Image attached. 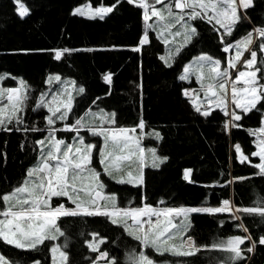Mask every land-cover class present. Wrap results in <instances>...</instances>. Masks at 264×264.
I'll return each instance as SVG.
<instances>
[{
	"label": "trees",
	"instance_id": "16d2710c",
	"mask_svg": "<svg viewBox=\"0 0 264 264\" xmlns=\"http://www.w3.org/2000/svg\"><path fill=\"white\" fill-rule=\"evenodd\" d=\"M84 2L95 7H111L103 19L73 14ZM28 9L19 15L20 5ZM197 34L173 62L161 59L165 46L155 31H149V42L139 45L145 33L143 9L127 0H0V87H17L23 79L38 94L47 87L48 78L58 74L72 79L84 91L76 99L69 121L93 108L115 114V125L137 127L144 121V145L153 147L163 159L160 165H147L143 183L119 184L101 172L107 194H116L119 208L142 207L143 204L164 207H217L224 200L238 209L232 212H195L183 232L200 249L192 256L146 252L156 261L171 264H264V217L239 209L264 204V175L253 165L260 163L254 130L262 126L264 102L248 113L241 112L238 127L225 129L229 117L215 108L210 115L197 112L185 91L195 82L179 77L188 61L206 53L225 61L224 47L246 31L264 28V0H252L231 36L221 41L220 33L206 20H195ZM248 32V33H249ZM140 46V51L133 48ZM60 60L54 50H64ZM259 60L264 55L259 51ZM111 74V83L104 76ZM22 124L0 128V194L10 193L21 185L27 170L39 155L41 131L47 111H33L28 106ZM5 128L12 129L11 131ZM159 133V138L154 134ZM241 146L248 160L241 162L235 145ZM102 170V169H101ZM190 170L189 179L184 178ZM163 202V203H161ZM71 206L66 197H55L53 205ZM4 207L0 203V209ZM241 225L243 227H241ZM63 236L45 241L37 249H16L0 243V255L15 264H53L50 249L57 244L67 253L64 264H93L100 252L107 253L112 264H130L142 244L121 223L113 224L104 216H69L58 220ZM247 229L245 231L244 229ZM247 237L239 247L243 258L235 262L232 255L213 245L230 237ZM101 239L98 251L89 244ZM252 248V251H247Z\"/></svg>",
	"mask_w": 264,
	"mask_h": 264
},
{
	"label": "snow or ice",
	"instance_id": "6c2138e0",
	"mask_svg": "<svg viewBox=\"0 0 264 264\" xmlns=\"http://www.w3.org/2000/svg\"><path fill=\"white\" fill-rule=\"evenodd\" d=\"M19 4V0H16ZM120 0H117L119 3ZM129 4H136L143 9V19L147 22L152 17L156 18L155 24H147L148 29L160 28L157 32L158 38H163L165 33L179 36L182 33L176 31L171 32L177 24L184 28V44L190 43L192 37L195 36L196 29L191 26L190 22L194 20H206L213 28L223 33L220 36L221 41L225 36H231L237 23L241 19L238 9H248L252 5V0H152L148 3L147 0H127ZM156 5H161L157 8ZM115 5L111 7H101L96 9L95 15L103 19L104 14L110 13ZM175 10H179L174 11ZM19 15L24 17L28 14V9L22 4L18 9ZM73 14L84 15L78 8ZM219 26L217 28L216 26ZM260 37H264V28L254 30ZM149 42L147 31L139 41V45H144ZM165 43L168 41L165 39ZM255 43L253 33L249 32L246 36L237 40L235 44H228L224 47L225 53L230 49L235 48L233 56L229 57L226 66L221 68V61L214 60L207 55H201L195 58L196 64L185 65L179 79H188V73L195 72L198 80L205 78L204 69L207 68V78L212 82L201 85L205 89V99L209 103H214L215 107L220 108L226 116L231 119L225 122V129L238 127L235 123L240 121L242 116L237 114L235 110H228L229 101L234 105L235 109H242L243 113H248L257 108V105L264 102V68L258 64L257 51L252 50V45ZM133 48V51H140V46ZM181 47L176 48V53L179 54ZM69 50H54L55 59L60 60L62 55ZM259 51L264 53V42L260 43ZM245 52L250 54V58L244 59ZM168 58H171V54ZM161 59H165L161 57ZM167 62V61H165ZM240 65L244 70L238 68ZM235 70V78H232V72ZM259 74V75H258ZM2 79V77H0ZM106 82L111 83V74L104 76ZM53 80L59 81V76L49 77L48 83ZM22 89L12 88L0 90V101H3L5 92L7 100L11 105V110L5 114V107H0V128H4L6 124H11L15 121L17 124H22L23 120L18 115L24 111L26 101L28 100L27 88ZM242 85V86H241ZM230 88V96H229ZM84 89L80 88L79 92ZM188 95V92H185ZM45 94L42 93L37 104L33 108L36 111L39 108L46 107L50 115L45 116V129L36 127L25 128L24 131H47L48 136L36 141L39 145L40 158L37 164L29 168L26 172L25 179L21 185L14 188L10 193L0 194V203L4 207L0 209V243L14 247L16 249L31 250L37 249L43 245L45 241H54L57 235L63 236L60 231L57 221L61 217L75 216H104L111 220V223H121L125 230L129 231V235L134 236L137 241H140L145 249H152L156 253L163 255L166 252H171L173 255L192 256L200 249L195 245L192 238L187 237L186 241H182L180 249L187 246L188 250H179L174 244H169L173 237V233H181L186 231L188 224L181 223L177 225L173 221L177 217H184L185 220L189 213L206 212V213H221L232 211L230 202L224 200L222 207L216 208H155L148 204H143L142 207L135 208H119L115 201L116 194H103L105 188L104 183L100 180L101 173L92 167L94 149L97 145L85 143L84 137H74V143H66L62 139H57L55 133L60 131L54 127L57 121H65L73 108V96L66 90L62 93L52 95V99L45 101ZM61 97H64L61 99ZM193 106L197 112H201L198 105L193 102ZM202 115L208 116L210 112H201ZM100 124L92 127L84 124V118L78 119L75 124H66L62 130L64 131H79L78 125L87 127L90 134L94 137H102V144L99 147L100 163L104 166L103 172L105 175L113 179L119 184H141L140 178H133L132 172L129 171L125 175L120 174L123 171V165L128 163L131 166L133 156L139 154L140 166L144 159L143 153L145 149L140 147L139 139L130 135L134 133L136 128H112L105 127L115 124V114H106L103 110L100 111ZM95 118V117H94ZM264 123V122H262ZM138 128L145 127L144 121L141 120L137 125ZM11 131L12 129L5 128ZM264 133V127L258 130ZM159 138V133H150ZM255 134V133H253ZM109 145L112 150L109 151ZM135 145V147H133ZM235 151L241 162L247 161L248 156L244 155L241 146L236 144ZM258 151L251 153L254 157H259L261 163L253 165L258 168L259 175H264V140L258 144ZM127 150V151H126ZM155 156V149H148ZM119 153V154H117ZM156 159H160L156 157ZM163 159H167L166 157ZM153 166H158L153 164ZM190 170L185 171L184 178L188 180ZM88 180L90 183L85 184ZM53 197H67L75 208H68L63 203L53 206ZM83 197V198H82ZM102 202V203H101ZM163 203V202H161ZM245 213L257 214L264 217V204L257 207H247L239 209ZM132 219L136 229H140V234L136 231L129 230L127 220ZM147 217L146 221L139 219ZM155 217V223L152 218ZM161 217H163V226ZM147 224V229L144 225ZM241 227H243L241 225ZM247 231V229H244ZM251 240V236L247 237H230L226 241H220L213 245L214 248H220L228 253L230 261H237L243 258L242 250L239 247L244 243V240ZM101 243L103 240L100 241ZM259 243L264 245V237L259 239ZM89 247L93 252L98 251V248L90 243ZM53 254V264H58L56 254H59V264H64L67 261V253L61 250L59 245H53L50 249ZM247 251L251 252L252 248ZM107 253L100 252L98 259L107 257ZM0 264H15L14 261L9 262L3 255H0ZM34 264H40L35 261ZM108 264H112L111 261ZM134 264H155L145 251H141L135 259Z\"/></svg>",
	"mask_w": 264,
	"mask_h": 264
},
{
	"label": "rangeland",
	"instance_id": "374dc122",
	"mask_svg": "<svg viewBox=\"0 0 264 264\" xmlns=\"http://www.w3.org/2000/svg\"><path fill=\"white\" fill-rule=\"evenodd\" d=\"M147 2L148 3H152V0H147ZM165 2H167V0H165ZM156 7L159 9L162 6L161 5H156ZM78 8L84 13L85 16H89V17H99V16H96L95 15V11H96V9L101 8V7L100 6L99 7H95L90 2H84V3H81V4L77 5L74 8V11L76 9H78ZM174 11H177L178 12L179 10H175L174 9ZM238 11H239V14L240 15L245 14V9L240 8V9H238ZM194 21H191L190 24H191L192 27H194L196 29V33H197V27L194 24ZM155 22H156V18L155 17H152L147 22H145V20H144V28H145V31H147V34H149V31H152L153 30V31H155V33L157 35V32L160 31V28H158V27L155 28V29H148L147 28V24H155ZM216 27L219 28L218 25ZM236 27H237V25H236ZM236 27H235V29H236ZM235 29L233 30V33H234ZM255 29H258V28H254L253 31H252L253 38L255 40V43L251 47H252V50L257 51V54H258L259 53V45H260V43L264 42V37H260L258 35V33H256L254 31ZM176 31H179L182 34L179 35V36H175V35H172V34H169V33L166 32L163 38H159L163 42V44L165 46L164 53H162L161 57H164L165 59H163V60L164 61H167L169 63L173 62L174 59H175V57L177 55H179V54L176 53V48L177 47L183 45V47H181V50H182L185 46H187L189 44V43L184 44V36H183L184 28H182L181 25L177 24L174 28L171 29V32L172 33H175ZM248 32L249 31H246L245 30V32L243 34L239 35L237 37V39L234 40V41H232L230 44H235V42L237 40H240L242 37L246 36L248 34ZM219 33L221 35L223 33V29H220V32ZM194 37L195 36L192 37V40H193ZM165 39L168 41V43H165L164 42ZM181 50H180V52H181ZM234 53H235V48L230 49L229 52L226 53L227 55H226L225 61H222L221 59L215 58V57H213V56H211L209 54L202 53V54H199V55L194 56L190 61H188L186 63V65L192 64L193 66H195V64H196L195 58L196 57L201 56V55H207V56L212 57L214 60H220L221 61V68H223V67L226 66L227 59L229 57L233 56ZM170 54H171V58H168ZM263 55H264V53H263ZM243 58L244 59L250 58V54L248 52H245ZM257 58H258V64H259V66H261L262 68H264V61L263 60H259V57L258 56H257ZM238 68H240V70H244L240 65H238ZM204 71H205V78L202 81L197 79V75H196L195 72L188 73V79H185V80H187L188 82H195L196 85L194 87H191V88H189V89L186 90L188 92V95H186V96L189 97V99L191 100L192 103L195 102V104L200 107L201 112H204V111L211 112L213 109H215L217 107H215V104L214 103H209L208 100L205 99V89L202 88L201 85L203 84V85L206 86L207 84L211 83L212 81L209 78H207V68H205ZM229 71L232 72V78L234 79L235 78V70L230 69ZM182 74H184V72ZM54 76H59L60 77V80L59 81L53 80L52 83H50V84L48 83L47 84V87L44 89V91H42V92H40L38 94L31 93V89H29L28 85L26 84V82L23 79H20L19 85L17 87H13V88L22 89L21 82H23V87H26L27 90H28L27 91L28 100L26 101V106L24 108V111L22 113H19L18 114L22 120L24 119V116L26 114L25 112H26L28 106L30 105V106H32V108H34L35 105L37 104V102H38V100H39V98H40V96H41L42 93L45 94V97H44L45 101H49V100L52 99V95L53 94L62 93V92H65V90H66L68 93H71V95L73 96L74 99H73V102L72 103H73V106H74L76 97L81 93V92H79V89L82 88V87L81 86H78L72 79L62 78L58 74H52L49 77H54ZM262 82H264V81H262ZM7 89H12V88H7V87H4V86H1L0 87V90H7ZM229 96H230V88H229ZM63 98L64 97H61V99H63ZM0 107H5V114H7L8 112H10V110H11V105L9 104V102L7 100V93L6 92L4 94L3 101H0ZM42 108H44L47 111V108L46 107H42ZM228 110L229 111L235 110L236 113L239 114V115H241V112H243L242 109H235L234 108V105L230 101L228 103ZM100 111L101 110H94L93 108H90L89 110H87L84 113V115H82L80 117H77V118H74L72 121H69L70 120L69 119V115L71 113L70 112L69 115H68L67 120H65V121H57L56 122V124L54 125V127L58 128V129H61V130L60 131H57L54 135H55V137L57 139H62L66 143H74L75 142L74 141V137H80V136H82V137H84L85 143H91V144L97 145V148L94 149V156H93L92 167L95 168L98 172L101 173L103 171L104 166L101 165V163H100L99 147L102 144L103 138L102 137H94V136H92L90 134V132L88 131V128L87 127H81L79 125L77 126L79 128V131L78 132L77 131H64V130H62L66 124H68V125L75 124V122L78 119H80V118H84V124H86L88 126H92V127L98 126L100 124V119H99V115H98L100 113ZM103 112L106 113V114H111V112L110 113L109 112H106V111H103ZM47 115H50V113H48V111H47ZM228 117H229V119H231L230 116H228ZM263 122H264V119H263ZM11 124H17V123L15 121H13ZM8 125L9 124H6L5 126H8ZM104 126L105 127H112V128H126V129L136 128V131L134 133H130V135H132L133 137L139 139V141H140V147H142V148L145 149V152L143 153L144 159H143V162H142V168L140 166H138L140 164V161L138 159L139 154H137L136 156H133V158H132L133 162L131 163V166H129L128 163H125L123 165V171L120 174L125 175V178H127L126 173L129 172V171H131L132 172V177L134 179L135 178L142 179L143 170H144V167L145 166H147V165H153L154 163L157 164V165H160L161 161H163V157H161L157 153V150L155 148H153V147H147V146L144 145V138L146 136V134L144 132V128L143 129H140L138 127H119V126H116L115 124L108 125L107 123H105ZM45 127H46V121H45V126H44L43 129H45ZM262 127H264V123H262V126L261 127H259V128H257V129L254 130V133H255L254 134L255 135V143H256V151L259 150L258 144L260 143V141L261 140H264V133H261V132L258 131ZM229 128H231V126H229ZM43 133H44V135H43V137L41 139H43L45 136H48L49 135V133L47 131H43ZM133 147H135V145H133ZM148 149H155V156H153V153L150 152V151H148ZM111 150H112V146L109 145V151H111ZM117 154H119V153H117ZM156 157H159L160 159H156ZM39 158H40V150H39L38 160H39ZM260 163H261V160H260ZM36 164H37V162L33 166H35ZM33 166H31L30 168H32ZM100 180L103 182V179H102L101 176H100ZM142 181H143V179H142ZM84 183L85 184H88V183H90V181L85 180ZM102 192H103V194H107L103 190H102ZM54 198L55 197H53V199ZM53 199H52V201H53ZM68 201L70 202L71 206H66V205L65 206L68 207V208H75V205L70 200H68ZM229 202H230V206L232 207V211H229V212H232L237 217H239V215H238V209L232 204L231 201H229ZM53 206H55V205H53ZM222 206H223V204L220 205V206H217V207H222ZM153 207H155V206H153ZM155 208H165V207L164 206H156ZM170 208H178V207H170ZM184 208H208V207H203V206L193 207V206H189V207H184ZM212 208H216V207H212ZM191 214L192 213H189L188 214L186 220H185L184 217H177L173 222L176 223L177 225H179L181 223L189 224V218H190V215ZM2 218L3 217H0V219H2ZM139 219H141L142 221H146L148 218L147 217H140ZM163 219L164 218L161 217L162 226H163ZM152 220H153V223H155V217H153ZM57 224H58V221H57ZM127 224H128L129 230L136 231L137 234H140V231L141 230L135 228V226L133 225L132 219L130 217L127 220ZM147 227H148V225L145 224L144 225V229H147ZM186 240H187V238H185L183 236V232H181V233H175L174 232L172 239L169 241V244L176 245L179 250H188V248H187L186 245L182 249L179 248V246L181 245L182 241H186ZM100 241H101V239H94L90 243L94 244L98 248L99 247V244H100ZM55 245H57V244H55ZM141 251H145L146 252V249L143 247V245H142ZM140 252H138L134 257H131L130 264H134V261L138 257V255H139ZM166 253H171V252H166ZM147 255L151 259L154 260L155 264H171L169 262L156 261L153 256L149 255L148 253H147ZM56 257H57V262L59 264V254L58 253L56 254ZM52 259H53V254H52ZM109 261L112 262V260H107V257H105L103 259H98L97 258V260L93 264H108Z\"/></svg>",
	"mask_w": 264,
	"mask_h": 264
}]
</instances>
